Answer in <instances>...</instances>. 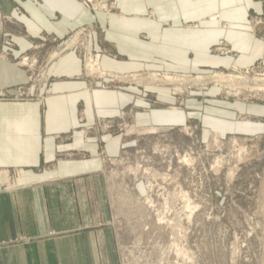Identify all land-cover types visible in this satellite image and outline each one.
<instances>
[{
    "label": "crops",
    "instance_id": "crops-1",
    "mask_svg": "<svg viewBox=\"0 0 264 264\" xmlns=\"http://www.w3.org/2000/svg\"><path fill=\"white\" fill-rule=\"evenodd\" d=\"M115 2L121 16L89 12L76 0H0L2 15L13 22L7 28L13 48L0 42V90L14 93L27 82L14 62L40 56L41 47L51 81L45 98L39 88L33 99H0V169L21 174L12 193L0 189V264H117L113 233L103 227L107 197L99 153L116 157L122 138L79 130L128 107L138 127H175L191 119L220 135L254 129L238 124L231 110L202 114L192 101L185 111L153 109L138 101L136 88L100 90L110 81L81 77V58L57 52L67 33L90 26V49L109 74L225 69L233 59L210 54L221 41L240 46V63L248 66L264 53L263 45L249 42L248 0ZM215 13L228 30L205 20Z\"/></svg>",
    "mask_w": 264,
    "mask_h": 264
},
{
    "label": "rangeland",
    "instance_id": "rangeland-1",
    "mask_svg": "<svg viewBox=\"0 0 264 264\" xmlns=\"http://www.w3.org/2000/svg\"><path fill=\"white\" fill-rule=\"evenodd\" d=\"M76 1L89 12L121 16L115 0ZM248 5L249 42L253 46L259 43L264 49V0H248ZM215 16L220 17L215 13L205 20ZM220 22L223 26L226 23L221 19ZM12 23L0 10V42L8 43L4 46L8 50L13 48L7 32ZM90 28L83 26L67 33L57 52L74 51L81 58V77L109 80L103 82L100 90L102 86L108 89L103 91L136 88L138 101L147 102L153 109L185 111L186 103L192 101L195 111L202 114H210L208 110H231L238 124L254 127L251 132L238 130L227 135L210 131L191 119L175 127H138L133 123L135 109L128 107L116 118L100 119L79 130L122 138L116 157L99 153L107 197L103 227L113 233L117 264H264V92L252 90L263 85L253 80H264V53L242 66L240 46L221 41L210 49V54L233 59L225 69H204L187 76L158 72L113 75L102 71L99 59H94L99 54L90 49ZM45 48L41 47L40 56L14 62L27 72V82L13 89L15 95L11 90L2 91L5 97L0 99H14L19 90L24 95L18 99L35 98L39 88L41 98L49 94L51 81L46 72ZM95 65L98 72L109 77L92 74ZM222 74L226 78H246V85H239L238 81L216 83L212 76ZM166 76L171 80L158 81ZM198 78L200 82H190ZM255 83L259 86L255 87ZM240 107H247L248 111L240 113ZM149 128L157 132H137ZM0 171L8 173L4 183L0 180L1 191L12 193L21 174L14 168Z\"/></svg>",
    "mask_w": 264,
    "mask_h": 264
},
{
    "label": "bare ground",
    "instance_id": "bare-ground-1",
    "mask_svg": "<svg viewBox=\"0 0 264 264\" xmlns=\"http://www.w3.org/2000/svg\"><path fill=\"white\" fill-rule=\"evenodd\" d=\"M85 1H87V2H92V1H94V0H85ZM220 17H211L209 20H211L213 23L215 22V23H217V26H218V28L220 29V30H223V31H226V30H228V24L226 23H224V26L223 25H221V22H220V19H219ZM70 45V44H69ZM67 46V45H66ZM71 46V45H70ZM69 48V47H68ZM54 55V54H53ZM58 55V54H57ZM95 61V60H94ZM92 62V61H91ZM96 62H97V60H96ZM90 65H88V67H89ZM96 66V65H95ZM86 67V66H85ZM92 67H93V65H92ZM87 68V67H86ZM96 68H98V66H96ZM92 68H90L89 67V72H90V70H91ZM233 69H235V68H233ZM102 73V72H101ZM146 76V75H145ZM157 76V75H156ZM154 77V76H153ZM203 77V76H202ZM156 78V77H155ZM155 78H153V80H158V79H155ZM195 78V77H194ZM212 78H214V80H215V82L217 83V82H220V81H228V82H232V83H234V82H237L238 81V83H239V85L240 84H243V85H246V84H244L243 82L246 80V78H234V77H232V76H230L229 78L227 77H225V76H223V74H222V76L221 75H214V76H212ZM169 80H171V78H168L167 76L165 77V78H163V80H158V81H161L162 83H166V82H168ZM141 81V80H140ZM187 81V80H186ZM185 81V82H186ZM202 81V80H201ZM240 81V82H239ZM139 82V81H138ZM182 82V81H181ZM181 82H180V84H181ZM187 82H189V81H187ZM192 84H196V83H198V82H200V79L198 78V79H195V80H192V81H190ZM228 82H226V83H228ZM253 82H256V83H262L263 85H261V87L262 88H257L256 86H259V85H256V83H255V87L256 88H254V89H252V90H256V91H262V92H264V80H263V78H262V80H260V81H254L253 80ZM260 83V84H261ZM235 84V83H234ZM230 85V84H229ZM236 87V86H235ZM249 87V86H248ZM231 88V87H230ZM237 88V87H236ZM238 88H239V86H238ZM253 88V87H252ZM245 89V88H244ZM179 91V90H178ZM177 91V92H178ZM185 131H186V129H184ZM156 131V129H153V128H149V129H143V130H139V131H137L138 133H143V134H152V133H154ZM157 132V131H156ZM214 137V136H213ZM215 138V137H214ZM212 140H213V138H212ZM218 143V142H217ZM146 174V173H145ZM179 195V194H178ZM184 195V194H183ZM178 197V196H177ZM172 198V197H171ZM186 198V197H185ZM188 199V198H187ZM171 200V199H170ZM173 200H174V198H173ZM176 200V199H175ZM185 201H186V199H185ZM184 201V202H185ZM189 201V200H188ZM188 201H186V203L188 202ZM176 202V201H175ZM183 202V201H182ZM172 203V202H171ZM185 203V204H186ZM189 203V202H188ZM187 203V204H188ZM183 204V203H182ZM189 205V204H188ZM188 205H187V207H188ZM190 206V205H189ZM198 206H196V207H194L195 209L197 208ZM189 208V207H188ZM190 209V208H189ZM193 209V208H192ZM191 209V210H192ZM167 210V209H166ZM177 210V209H176ZM175 210V211H176ZM178 210H179V208H178ZM183 210H185V209H182V211ZM180 211V210H179ZM196 212V211H195ZM163 213V212H162ZM194 213V212H193ZM166 214V213H165ZM188 215V214H187ZM192 215V214H191ZM190 215V216H191ZM160 215H158V217H159ZM183 217V216H182ZM170 219V218H169ZM174 219V218H173ZM187 219H188V217H187ZM176 220V219H175ZM158 221L159 222H161V219H158ZM187 221V220H186ZM190 221V220H189ZM165 222V221H164ZM185 222V221H184ZM188 222V221H187ZM186 222V223H187ZM189 224H191V223H189ZM180 225V224H179ZM183 225V224H182ZM188 225V224H187ZM170 227V226H169ZM175 227H176V225H175ZM180 227V226H179ZM182 227V226H181ZM176 230H177V227H176ZM178 231V230H177ZM173 233V232H172ZM175 233H177V232H175ZM184 234V233H183ZM185 235V234H184ZM180 242V241H179ZM173 246V245H172ZM183 246V245H182ZM177 248V247H176ZM184 248V247H183ZM170 252V251H169ZM179 254H180V252L179 251H177ZM176 252V253H177ZM188 252V251H187ZM189 253V252H188ZM190 254V253H189ZM188 257V256H187ZM183 258V257H182ZM193 261V260H192Z\"/></svg>",
    "mask_w": 264,
    "mask_h": 264
},
{
    "label": "built area",
    "instance_id": "built-area-1",
    "mask_svg": "<svg viewBox=\"0 0 264 264\" xmlns=\"http://www.w3.org/2000/svg\"><path fill=\"white\" fill-rule=\"evenodd\" d=\"M80 35L81 36H83V34L82 33H80ZM4 44V46H8V43H3ZM84 54H85V52H83ZM96 57V56H95ZM87 58H89V57H87ZM1 59V58H0ZM94 59H96V60H98L99 59V56L97 55V57L96 58H94ZM95 67V66H94ZM92 74H94V75H96V76H98V78H105V77H109V75H103L101 72H98L97 71V68L95 67V70H94V73H92ZM101 90H108L107 89V87H105V86H102L101 87ZM4 94V95H3ZM24 95V93L22 92V91H17V97H22ZM1 96H4L5 97V93H3L2 91H0V97ZM7 176H8V173L6 172V171H0V180L2 181V183H4L5 181H6V179H7ZM0 181V182H1Z\"/></svg>",
    "mask_w": 264,
    "mask_h": 264
}]
</instances>
